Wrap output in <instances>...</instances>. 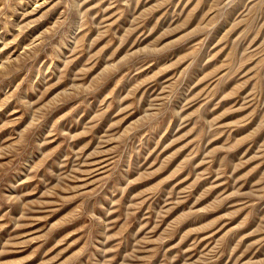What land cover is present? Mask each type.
I'll use <instances>...</instances> for the list:
<instances>
[{"label":"rangeland","instance_id":"rangeland-1","mask_svg":"<svg viewBox=\"0 0 264 264\" xmlns=\"http://www.w3.org/2000/svg\"><path fill=\"white\" fill-rule=\"evenodd\" d=\"M0 264H264V0H0Z\"/></svg>","mask_w":264,"mask_h":264}]
</instances>
